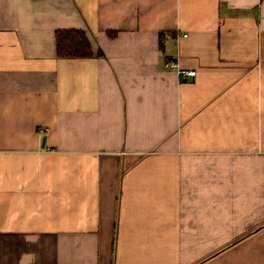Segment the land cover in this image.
Returning a JSON list of instances; mask_svg holds the SVG:
<instances>
[{
	"label": "crops",
	"instance_id": "0c3cea01",
	"mask_svg": "<svg viewBox=\"0 0 264 264\" xmlns=\"http://www.w3.org/2000/svg\"><path fill=\"white\" fill-rule=\"evenodd\" d=\"M0 264H264V0H0Z\"/></svg>",
	"mask_w": 264,
	"mask_h": 264
},
{
	"label": "trees",
	"instance_id": "16d2710c",
	"mask_svg": "<svg viewBox=\"0 0 264 264\" xmlns=\"http://www.w3.org/2000/svg\"><path fill=\"white\" fill-rule=\"evenodd\" d=\"M57 54L66 58L92 56L91 42L83 30L59 29L56 31Z\"/></svg>",
	"mask_w": 264,
	"mask_h": 264
},
{
	"label": "built area",
	"instance_id": "2783aa9c",
	"mask_svg": "<svg viewBox=\"0 0 264 264\" xmlns=\"http://www.w3.org/2000/svg\"><path fill=\"white\" fill-rule=\"evenodd\" d=\"M166 66L170 67H177V63L175 61H169L165 63ZM183 74H189V75H194L195 71L194 70H182L181 71Z\"/></svg>",
	"mask_w": 264,
	"mask_h": 264
}]
</instances>
